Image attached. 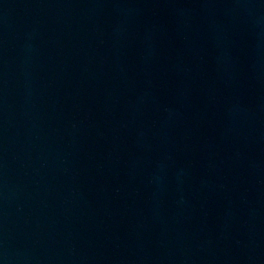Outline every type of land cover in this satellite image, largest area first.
Segmentation results:
<instances>
[{
    "label": "water",
    "instance_id": "95a60500",
    "mask_svg": "<svg viewBox=\"0 0 264 264\" xmlns=\"http://www.w3.org/2000/svg\"><path fill=\"white\" fill-rule=\"evenodd\" d=\"M0 0V264H195L69 68Z\"/></svg>",
    "mask_w": 264,
    "mask_h": 264
}]
</instances>
